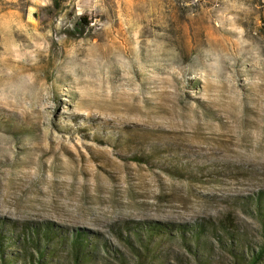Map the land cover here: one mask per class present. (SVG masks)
<instances>
[{"label": "rangeland", "instance_id": "374dc122", "mask_svg": "<svg viewBox=\"0 0 264 264\" xmlns=\"http://www.w3.org/2000/svg\"><path fill=\"white\" fill-rule=\"evenodd\" d=\"M48 5L0 0L6 228L96 237L108 264H133L131 228L146 222L200 226L209 264H234L228 237L245 257L261 249L264 0ZM178 239L157 241L147 264H195Z\"/></svg>", "mask_w": 264, "mask_h": 264}, {"label": "trees", "instance_id": "16d2710c", "mask_svg": "<svg viewBox=\"0 0 264 264\" xmlns=\"http://www.w3.org/2000/svg\"><path fill=\"white\" fill-rule=\"evenodd\" d=\"M60 2L62 0H50V5L44 7L43 10L47 14L55 12ZM78 21L87 24L83 17H79ZM12 129L10 120L0 117V131L13 134ZM254 209L264 226V194L256 199ZM26 226L16 230L17 228L11 225L7 229L5 221L0 219V264H108L104 255H109V251L97 250L99 247L96 237L87 238L85 234L78 232L71 234L66 229L54 227L48 223ZM140 226L135 229L131 228L137 245L142 249L132 250L130 257L133 264L150 263L147 259L153 257L154 249L157 247L156 242L161 239L170 241L175 236L179 237L178 240L195 264H209L212 261L211 249L205 244L206 242H200V238L204 235L200 226L192 228L157 222H146ZM143 233L145 238L141 237ZM261 237L264 243V233ZM228 238L230 239L228 251L233 255L234 264H258L264 245L256 252L248 251L245 257L242 252L232 249V244L237 242V238ZM125 242L130 246L129 239L126 238ZM119 255L115 258L117 263L127 264L123 256ZM159 255L162 256L161 259H165L168 254L160 253ZM152 260L159 261L158 257Z\"/></svg>", "mask_w": 264, "mask_h": 264}, {"label": "water", "instance_id": "95a60500", "mask_svg": "<svg viewBox=\"0 0 264 264\" xmlns=\"http://www.w3.org/2000/svg\"><path fill=\"white\" fill-rule=\"evenodd\" d=\"M24 19L31 24H37V11L36 7L28 5L25 9Z\"/></svg>", "mask_w": 264, "mask_h": 264}]
</instances>
